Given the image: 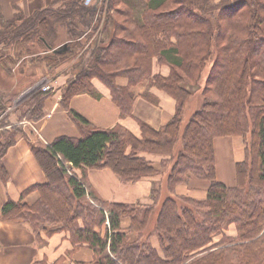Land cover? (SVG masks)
Segmentation results:
<instances>
[{
    "label": "trees",
    "instance_id": "16d2710c",
    "mask_svg": "<svg viewBox=\"0 0 264 264\" xmlns=\"http://www.w3.org/2000/svg\"><path fill=\"white\" fill-rule=\"evenodd\" d=\"M59 1L27 15L16 11L11 19L0 14V63L6 68L33 56L53 68L73 61L59 100L82 136L31 145L46 181L26 190L39 194L32 204L22 196L3 202L0 221L28 225L37 243L44 241L41 234L65 231L74 248L84 245L93 252L90 261L75 264H264V6L252 0H108L100 24L94 5ZM63 43L65 49L53 51ZM154 63L168 67V74L154 73ZM207 66L200 107L182 127L185 104L199 90ZM117 78L126 85H117ZM92 79L108 88L122 118L132 116L129 88L145 81L175 101L174 115L159 128L137 119L140 137L119 125L92 127L68 107L73 96L92 92ZM49 94H33L23 118L39 120ZM12 128L0 144V159L15 137L24 135ZM226 136H239L245 144L232 187L215 175L213 140ZM141 154L168 157L159 165L170 164L169 196L158 204L157 185L145 205L92 195L87 169L108 168L130 183L159 174ZM0 175L6 180L1 162ZM191 177L209 182L200 199L177 193ZM42 223L58 227L49 230ZM230 225L234 237L224 235Z\"/></svg>",
    "mask_w": 264,
    "mask_h": 264
},
{
    "label": "crops",
    "instance_id": "0c3cea01",
    "mask_svg": "<svg viewBox=\"0 0 264 264\" xmlns=\"http://www.w3.org/2000/svg\"><path fill=\"white\" fill-rule=\"evenodd\" d=\"M51 0L34 2L25 9L21 2H9L13 9H5V3L0 0V13L5 19H11L16 11L27 15L31 11L45 6ZM66 43L57 45L53 51L65 49ZM35 56V55H34ZM33 57V56H31ZM31 57H22L14 65L4 68L0 63V89L5 97L16 94L15 97L27 96L34 86L44 81L48 83L50 94L45 98L42 106V117L35 121L38 133L42 135L47 144L54 139L66 136L78 139L82 136V129L71 119L67 110L60 103V90L70 76V68L73 61L62 63L53 68H47L44 64ZM153 72L167 75L168 67L153 65ZM119 86H125L126 80L117 78ZM92 92L81 93L73 96L69 102V109L83 116L92 127L98 129H111L122 126L136 137H140L137 119L144 121L153 128H159L169 121L175 112V101L163 92L151 87L148 82H143L129 88L134 103L132 116L122 118L119 109L112 101L111 94L99 80L92 79ZM40 90V89H39ZM38 90V91H39ZM24 96V97H25ZM13 97V98H15ZM23 129V136L9 146L0 159L5 168L7 178L0 175V206L6 200L17 201L22 196V201L32 204L38 200L37 191L26 192L32 186L43 184L46 179L31 151V141L34 136L29 135ZM216 138L213 140L214 165ZM243 155L236 162L244 158ZM154 167L160 166L162 159L168 157L162 155L141 154ZM216 175V168H215ZM85 177L92 195L103 202L122 204H150V191L152 182L159 180V175L145 177L130 183L119 179L110 169H87ZM232 187V186H231ZM208 188V187H207ZM184 186L177 187V193H183ZM204 187L188 190L193 198H202L205 194ZM227 237H234L236 230L230 225L224 232ZM43 243H37L28 225L15 221H0V264H75L80 261H90V249L86 246L76 248L69 241L65 231H56L50 236L41 235ZM219 237L214 238L217 242Z\"/></svg>",
    "mask_w": 264,
    "mask_h": 264
},
{
    "label": "rangeland",
    "instance_id": "374dc122",
    "mask_svg": "<svg viewBox=\"0 0 264 264\" xmlns=\"http://www.w3.org/2000/svg\"><path fill=\"white\" fill-rule=\"evenodd\" d=\"M2 4L3 2L5 5L3 7L6 9H9L11 11L13 7L11 8L12 5H7L9 2H21L23 3L25 9H28V6L33 4L34 2L42 1V0H1ZM53 1V0H51ZM59 1V0H58ZM205 0H196V2H203ZM207 1V0H206ZM210 2H224L225 4H231L232 2H238L239 0H208ZM254 3L259 2L260 5L264 6V0H252ZM60 2V1H59ZM85 5H94L97 9V15L100 14L101 16V22L103 21V18L105 17L106 14H108V0H83ZM231 2V3H230ZM214 4V3H213ZM119 9V14H118V22L124 24V19L121 16V13L123 12V7L118 6ZM187 8V7H186ZM189 9V7H188ZM1 10V9H0ZM99 10H102L99 12ZM1 14V13H0ZM109 14H113L112 10H110ZM100 26V25H99ZM209 66H207L205 72L203 73L202 79L199 83V90L187 100L183 114H182V127L186 124L187 120L189 117L200 107V104L202 102V98L200 95V91L204 87L205 84V78L208 72ZM257 80H260L257 78ZM39 88L37 86H34L29 93H27V96H17L15 98L12 97L13 93L8 94L5 97V93L3 92L2 89H0V144H4L7 140V134L12 131V127L20 130H30V134L32 137L34 136V140L31 141V145H36L40 147H44L47 142L45 139L42 137L41 134L38 133V130L35 126V120L30 121L27 120V118H23V112L27 107H25L28 102L31 100V96L35 94L39 89L42 90L43 86H48V83H45L42 81L39 85ZM194 89V88H193ZM50 91V88L49 90ZM25 96V97H24ZM210 118V117H209ZM24 119V120H23ZM15 130V129H13ZM20 135H17L15 137V141L17 138H19ZM246 140L249 142L250 139V127H247V132L245 135ZM245 144L243 143L242 139L239 136H226V137H216V142H215V152H216V163H215V168H216V179L223 183L224 185L231 187L235 185V161L238 158H241L243 155V147ZM176 153V151H173V154ZM160 170L159 175V180L152 182L153 185H157L158 187L161 188L160 191V196H159V201L158 204L167 196H169V193L166 191L165 187V182H166V176L168 173V170L170 168V164L166 167L160 168V166H157ZM69 173H72V170L68 171ZM49 180L53 183V178L49 176ZM209 185V182L207 180H202V179H197L195 177H191L187 184L185 185H180V187L183 188L184 186V191L183 193H178V194H184L190 196L188 193V190L196 189V188H201L204 187L206 190ZM151 186V187H152ZM39 195V194H38ZM171 196V195H170ZM23 199V198H22ZM18 201V200H17ZM27 204V203H26ZM156 217V214L153 215L152 217V223L154 222ZM127 224V221L123 222V225ZM151 224V222H150ZM42 226L47 227V229L51 230L54 228H57L58 225L56 226H50L49 223H42ZM43 237H45V234H41ZM155 246L157 247V242L154 241ZM91 258H93V252L90 250Z\"/></svg>",
    "mask_w": 264,
    "mask_h": 264
},
{
    "label": "built area",
    "instance_id": "2783aa9c",
    "mask_svg": "<svg viewBox=\"0 0 264 264\" xmlns=\"http://www.w3.org/2000/svg\"><path fill=\"white\" fill-rule=\"evenodd\" d=\"M48 90H49V87H47V86H43V87H42V91H43V92L48 91Z\"/></svg>",
    "mask_w": 264,
    "mask_h": 264
}]
</instances>
